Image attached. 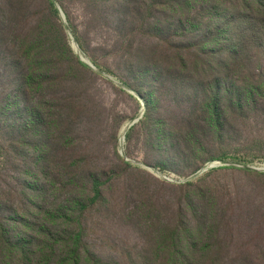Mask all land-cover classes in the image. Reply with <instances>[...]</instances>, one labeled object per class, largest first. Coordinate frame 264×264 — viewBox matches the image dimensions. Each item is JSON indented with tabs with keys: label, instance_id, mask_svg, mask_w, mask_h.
<instances>
[{
	"label": "rangeland",
	"instance_id": "obj_1",
	"mask_svg": "<svg viewBox=\"0 0 264 264\" xmlns=\"http://www.w3.org/2000/svg\"><path fill=\"white\" fill-rule=\"evenodd\" d=\"M52 1L0 0V264H264L255 0Z\"/></svg>",
	"mask_w": 264,
	"mask_h": 264
},
{
	"label": "trees",
	"instance_id": "obj_2",
	"mask_svg": "<svg viewBox=\"0 0 264 264\" xmlns=\"http://www.w3.org/2000/svg\"><path fill=\"white\" fill-rule=\"evenodd\" d=\"M256 6H254V9L258 12V16L256 17L258 24L256 26H251L246 30L245 33V38H246V43L243 48L246 47H264V0H255L254 1ZM51 5L53 6L54 12H57V9L54 6L53 1L51 0ZM249 31V32H248ZM264 49V48H263ZM213 114L214 116H220L221 115V110L220 107L217 106L213 108ZM102 182L99 181L98 179H95L93 181V192L94 196L92 200H95L101 193L100 191V184ZM85 206H83L84 208ZM81 229L79 232L75 233L72 232L69 235V238L67 239L68 242L72 241L71 243V249L67 252L64 253L62 252L58 257H59V262H55L54 256L56 255V250L55 246H52L51 253H50V264H81L80 262V253H79V244L81 243ZM70 247V246H68Z\"/></svg>",
	"mask_w": 264,
	"mask_h": 264
},
{
	"label": "water",
	"instance_id": "obj_3",
	"mask_svg": "<svg viewBox=\"0 0 264 264\" xmlns=\"http://www.w3.org/2000/svg\"><path fill=\"white\" fill-rule=\"evenodd\" d=\"M54 2V6H55V8L57 9V11H58V13L60 14V16L64 19V20H66V16H65V14H64V12H63V10L61 9V7H60V5L57 3V2H55V1H53ZM72 46H73V48H74V50L78 53V56H79V58H80V61L85 65V66H87V67H89V68H91V69H93V70H98L99 72H100V74H102V75H104V76H106V77H108V78H110V79H112L113 81H115L116 83H119L123 88H125V89H128L131 93H134V91L133 90H131V89H129V88H127L123 83H121V82H119L118 80H116V79H114L111 75H107L106 73H104L103 71H101L80 49H79V47H78V44L76 43V42H72ZM138 95V97L139 98H141V96L139 95V94H137ZM139 118H140V116H138L137 118H134L132 121H130V122H128L127 124H125L124 125V127H123V130H125V128L126 127H130L131 125H133L137 120H139ZM124 138H125V134H122V136H121V143H122V141L124 140ZM120 151H121V153L123 154V146H122V144H121V147H120ZM126 159H128L127 157H125ZM132 161H135V160H133V159H131ZM218 165H222V163L221 162H214V163H212L211 164V166H213V167H215V166H218ZM248 168H250V169H252V170H255V171H261V172H264V166H262V167H255V166H248ZM157 174H160V172L159 171H155ZM194 175H192V176H190V177H188L187 179H190V178H192ZM164 178H167V179H169V180H171V178H169L168 176H164Z\"/></svg>",
	"mask_w": 264,
	"mask_h": 264
}]
</instances>
